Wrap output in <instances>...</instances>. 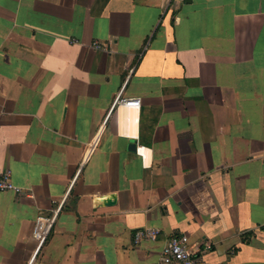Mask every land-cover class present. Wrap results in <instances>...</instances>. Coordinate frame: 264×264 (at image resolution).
Listing matches in <instances>:
<instances>
[{
  "label": "crops",
  "instance_id": "1",
  "mask_svg": "<svg viewBox=\"0 0 264 264\" xmlns=\"http://www.w3.org/2000/svg\"><path fill=\"white\" fill-rule=\"evenodd\" d=\"M5 170L0 264H264V0H0Z\"/></svg>",
  "mask_w": 264,
  "mask_h": 264
},
{
  "label": "built area",
  "instance_id": "2",
  "mask_svg": "<svg viewBox=\"0 0 264 264\" xmlns=\"http://www.w3.org/2000/svg\"><path fill=\"white\" fill-rule=\"evenodd\" d=\"M94 49H101V46L94 45ZM127 107L137 109L140 106L139 100H131L118 98L115 107ZM10 172L0 171V193L13 192L21 194V190L11 182ZM55 216H40L36 218L33 229L32 238L40 243V246L49 236L55 222ZM160 231L153 228L139 229L134 234V244L139 245L142 242H154ZM207 249H210L207 247ZM194 251L189 243V239L185 235H174L170 237L163 246L160 257L155 263L150 264H196L194 259Z\"/></svg>",
  "mask_w": 264,
  "mask_h": 264
},
{
  "label": "water",
  "instance_id": "3",
  "mask_svg": "<svg viewBox=\"0 0 264 264\" xmlns=\"http://www.w3.org/2000/svg\"><path fill=\"white\" fill-rule=\"evenodd\" d=\"M130 149H131L132 152L135 153V151H136V146L133 144V145L130 146Z\"/></svg>",
  "mask_w": 264,
  "mask_h": 264
}]
</instances>
